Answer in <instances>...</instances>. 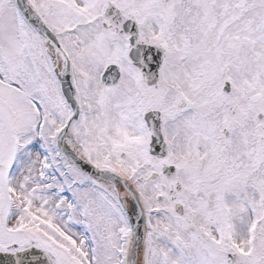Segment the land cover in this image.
<instances>
[{"label": "rangeland", "instance_id": "rangeland-1", "mask_svg": "<svg viewBox=\"0 0 264 264\" xmlns=\"http://www.w3.org/2000/svg\"><path fill=\"white\" fill-rule=\"evenodd\" d=\"M138 0H134V4L137 3ZM189 2V0H186ZM191 2H196V12L197 14L204 18L205 21L208 19L210 20L211 17V11L206 10V7H210V3L213 6V13L218 14L219 9L218 7L224 6L227 7L230 12L228 15L224 16V19L221 21H218L216 23L217 29H220V25L224 26V29L227 26V23L232 24L234 26L235 30H238L235 32V34H238L240 37V40H244V42H241V45L238 46L237 40H234L236 37L233 34V39L229 36H226V34L220 35L217 31V39H219L220 42H224L220 45L214 44V41H210V36H208L207 31L204 29L202 31L196 30L197 32H194L192 36L189 37L190 43H188L190 46L186 47L182 52V61H177L176 58L174 59L173 50L171 45H168L170 48L166 62L163 67V72L165 73V82L168 84L166 88L164 89L163 99L165 107H163V111L166 112V124H167V130L174 131L177 129L178 131H184L191 135V133L194 131V129L200 134L197 137L200 139L202 143H204L205 137L207 136L206 129L208 128L209 124L212 125L213 128L212 132L215 136H221L220 131L222 129L221 126V119L223 117H218L217 113H219V106L224 105L227 101L233 103L238 102L237 97H239L238 93V87L243 83L245 88V97L252 96V90H251V83L253 82L254 76L258 73V68L264 67V0H209V2L206 0H190ZM135 7V6H134ZM237 7V9H242L246 11V13L243 15V21H240L241 19L238 18V15H240L237 11L235 14L231 13L232 8ZM216 9L218 11H216ZM141 10V9H140ZM140 10H135L137 13H140ZM219 15V14H218ZM18 17L16 16V13L13 9V2L12 0H0V70L4 69V72L1 71V73L5 76V73L10 76V78L14 79V70L15 67H18L19 62L15 55H12V50L15 48V45L17 44V41L15 40L13 32L16 31V24H17ZM239 20V21H238ZM159 21V20H156ZM243 23L244 26L242 27L241 24ZM153 24H157V22H154ZM155 26V25H154ZM157 26L153 27L152 29H148L146 31L147 34V41H149L150 36H152L155 32V28ZM188 33L192 32V29H189L188 27ZM160 33V32H158ZM172 33V31H170ZM202 35H201V34ZM229 34L234 33L232 30V33L227 32ZM17 33H15L16 35ZM167 36V33L165 34V38ZM225 36L227 39H225ZM244 36L243 39H241ZM239 39V38H238ZM33 43L30 42V47L32 48ZM4 46L6 48H4ZM228 51V52H227ZM239 56V59H238ZM78 56L72 55V58L74 63H76L78 66L76 69L78 71L86 70V72L94 71L96 72L99 69H93L91 70L89 65H85L83 62V59L77 61ZM8 59H9V65H8ZM101 62V61H100ZM225 64V67L228 68L227 71L224 70L223 73H220L219 75L215 74V71L217 69H221L222 65ZM98 65L96 66V68ZM41 72H46L42 74V82L41 87L43 88L42 91H39L40 94L33 95L31 88H28V85L20 86L21 92H15L12 91V89L8 86V83H6L4 86L0 84V135L3 133L2 138V145L3 146L2 151L0 152V155L2 156V160H0V163L4 164L7 162V158L10 156V152L12 151L13 143H26V139L29 138L28 134V124L27 121L22 128H19L18 125H14L16 122L17 124H21L18 120L19 117L26 116V113L29 112L31 114V117L34 120H38L37 112H33L31 107H28V99H26L27 109L24 110L23 100L22 98L16 94H23L30 92L27 96H33L35 98H38L42 93H44V90L48 91V88L51 89V94L48 93L45 96V99L48 100V103L50 101L52 102V110H47L48 112L52 113V120L56 122L58 125L57 127H60L63 123L62 120V108H61V99L58 94L57 84L54 81V79L51 77L47 69L41 70ZM239 73H243L245 76L244 78H239ZM24 74V73H23ZM178 74V75H177ZM225 77L231 78V82L233 85V91L231 96L228 98L229 100L221 97V91H220V85L222 81H224ZM23 78V75L22 77ZM10 81L8 78H6V82ZM30 81L33 82L34 78L33 76H30ZM208 82L211 83V90L213 94V102H212V111L215 116L210 119L209 116H207L205 107L207 104V96L205 97V94L207 91H204L203 89H206L208 87ZM21 84V82H20ZM170 87H176L179 90V93L176 94V96L173 99H168L169 95L168 93L171 92L169 89ZM201 89L200 94L204 93V97L201 96L199 101L203 98V101L198 105L197 111L190 113L188 111V114H181V111L176 109L177 102L174 103L175 98L181 99L185 98L188 101V95L193 93L196 94L197 90L194 89ZM204 98L206 99L204 101ZM225 99V100H224ZM180 102L182 104L181 108H187L188 102L186 103L184 99H181ZM178 100V103H180ZM47 103V104H48ZM156 104V103H155ZM220 104V105H218ZM242 104V102H240ZM243 104L245 107H248L247 100L244 99ZM218 105V106H217ZM99 107V102L97 103V108ZM157 107H161L160 105H157ZM30 108V109H29ZM29 109V111H27ZM95 110V107H91L89 110L90 114H94L92 110ZM124 109V107L122 108ZM222 109L224 107L222 106ZM176 111L178 114L174 120H170L169 113L172 111ZM46 111V112H47ZM34 113V115H33ZM125 115V112H123ZM189 114H196L195 116V122L191 121V116ZM200 115V117H198ZM30 117L28 116L27 119ZM199 118V122L197 121ZM33 120V121H34ZM210 120V121H209ZM122 122V121H121ZM33 122H31L29 125H31ZM100 122L95 123L99 125ZM84 126H88V122L84 123ZM216 130L214 132V130ZM9 130V131H8ZM175 134V133H174ZM10 135V137H9ZM177 137V135L175 134ZM173 142L176 141L175 137H172ZM92 140V139H91ZM95 143L97 146H101V142ZM27 144V143H26ZM48 144V145H47ZM45 143V150L43 147L41 149L37 145V143L34 142V148L36 150L31 149L28 151L24 157L19 161L21 163L20 165H16V169L12 171L11 173V190H10V197H14V189L19 194L21 192L23 195L31 196V198H34V196L29 189V186L32 185V187L35 189L36 186L39 187V182L37 180L36 173L34 174V171L37 169V166L39 164V152L44 153H52L53 150L49 147L50 144ZM10 146V147H9ZM18 150V148H16ZM31 153H33L31 155ZM129 152L124 157V160L122 161L123 164L116 159L117 165L122 167V170L124 172L125 169V177L129 178L131 177V173L129 174V170L133 168V162L137 161L139 165H142L144 168L142 169L141 175L139 176V181L137 183L136 177L133 176L131 178V181H136V188L140 194H143L145 196V199H148V206H155L157 205L153 200L152 197L155 194L154 190L152 189V182H148L147 175L150 173V170L145 168V165L149 166H155L156 164L150 158L141 157L143 152ZM129 154V155H128ZM21 156V153L18 154ZM43 155V154H42ZM99 157H95V160L98 162L102 161L103 157L106 158H114L113 151H111L110 145L108 149L105 147H101L99 150ZM108 155V156H105ZM18 156V157H19ZM32 156L35 157L34 160H32ZM55 158V156H54ZM205 160V157H203V162ZM54 165H57L59 168L60 165H58L55 161L53 162ZM141 177V179H140ZM36 178V181H35ZM75 178V177H73ZM205 179V177H204ZM13 183V184H12ZM72 185V184H71ZM71 189L74 190L75 193H78V201L84 200L86 202L89 198L91 200V209L93 211H98V214L95 216L98 217L101 221V223H104L106 218H109L110 220H114L118 218L117 216L118 211L109 210L106 208L107 204L112 203V201L106 197V195L98 190L92 189V195L91 192L88 190H77L76 188L71 186ZM10 189V187H9ZM30 191H29V190ZM84 189V188H83ZM73 193V192H72ZM20 196V195H19ZM24 197L23 204L24 209L23 210H16L14 212L15 216L19 221H24L26 217L32 216L30 214V205H34L35 200L32 201L28 200V198ZM52 202H54V199L52 197ZM13 204L17 207L19 204L18 202L14 201ZM77 203H74L70 205L71 207L76 206ZM103 205V208L101 207ZM32 210V209H31ZM26 216V217H25ZM152 219V218H150ZM156 223V222H155ZM198 224H202V221H198ZM22 225V224H21ZM98 226L100 229H98V233L100 236V239L102 240L100 242L99 251L98 252V264H114L117 261L118 257V251H114L116 249V238L111 237L110 239L107 238L108 234L106 233L105 226L102 227V225L98 222ZM198 227V226H197ZM105 228V229H103ZM155 231H149L151 233V238L149 242L154 245H151V248L148 249V257L146 264H160V252L162 251L165 253V255L168 258L173 257V251L168 246L169 243H172V238L166 240L162 239L159 236H154ZM36 233L39 236L43 237L44 230H33L30 231L26 229L23 233L18 234V236L14 237L13 235L9 239H4L1 241L4 245H9L11 243H17V244H23L27 241V239H35L37 237ZM109 234L111 232H108ZM181 238L184 241H189V236L185 233H181ZM35 236V237H34ZM164 236V234H163ZM164 238V237H163ZM108 239V240H107ZM38 243L44 244V246H48L52 252V254L55 256V259L57 260L58 264H72L68 258H65L66 253L68 252V256H73L76 258L80 263H86L81 262L79 258L76 257L78 253L81 251H65L60 250L58 242H52L50 245L47 241L44 242L43 240L37 239ZM164 243L162 245L161 241ZM169 242V243H168ZM168 244V245H167ZM62 245V244H61ZM198 252L193 256V259L191 261H194L195 263L192 264H200L202 261V257L204 255L202 254V251L197 249ZM152 253L154 255H152ZM259 256L264 255V251H258ZM151 254V255H150ZM79 256V255H77ZM116 256V257H115ZM197 261V262H196Z\"/></svg>", "mask_w": 264, "mask_h": 264}, {"label": "flooded vegetation", "instance_id": "flooded-vegetation-1", "mask_svg": "<svg viewBox=\"0 0 264 264\" xmlns=\"http://www.w3.org/2000/svg\"><path fill=\"white\" fill-rule=\"evenodd\" d=\"M125 16L129 17L128 13ZM122 19V13H117L115 15V24L107 23L105 27L108 25L112 31H122L125 23ZM100 39L101 37L96 38V43H100ZM244 76L243 73H240V78L243 79ZM125 80L126 85H128L126 93H129V96H126L127 102H132V95L134 93L146 94L147 88L143 86L140 77H135L134 81L132 73H128ZM119 82L118 85L116 84L117 86L106 88L82 87L80 89L79 101L81 112L74 130L76 136L83 142L82 146L89 157H99L100 148L105 147L108 149L114 133H117L110 121L113 118V113L107 109L110 105H104V101L110 100L108 95L111 91L119 93L125 91V88H117L121 84V80ZM253 86L252 96L247 97L248 107H245L243 104L246 97L244 98L245 88L242 83L238 87V106L236 104H225V110H221L218 113L221 116L223 115L221 119L223 126L221 130L222 136H217L214 139L213 137L215 135H213L211 129L213 127L209 124L208 128L210 129H206L207 136L203 144L192 136L189 138V142L184 140L175 147L176 159L179 158L182 152L191 155L192 171L199 170V173L203 170V167L200 166L202 164L205 165L207 178L204 191H200L197 184L192 182L188 183L189 179L186 178V172L182 170H191V167L189 166L187 168L186 165H183L178 170L175 169L174 180L175 182H179V187H174L173 189H176V191L173 192L170 189V185H168V190L164 197L167 199V202H170L171 207H169L171 210H173L172 207L175 205L179 207V215L174 212L171 213L178 223L175 225V230L179 231L182 226V228L189 231L193 239L197 240L201 246L209 245L211 246L210 249H214L212 248L213 243L210 240L218 235V231L209 228L207 232L209 240L206 232L202 237L196 225L191 226V224H196L197 220L204 218L202 213L205 214L204 220L216 221L214 208H219L221 218L227 219L230 217L229 208L235 206L237 209L236 218L238 219L235 239L236 247L239 251L237 257H233L236 264H264V255H253L251 257H246L245 255V249H248L247 242L249 239L253 240L254 251H264V105L260 97V94L264 90V84L263 82L262 85L253 83ZM157 92L160 94V91ZM116 95L121 101L126 100L124 95ZM118 97L115 99L117 100ZM144 100H147V97ZM112 101L114 102V97ZM98 102L99 107L97 108ZM207 104L204 111L212 119L215 114L212 111L211 94L207 95ZM91 107H95V110L91 109L94 115L89 114ZM136 107L140 109L142 105ZM135 108L128 112L130 129L127 134L129 136H146V131L142 124L135 121ZM66 113H68L67 110ZM141 115L142 113L140 112ZM67 118L68 114H66ZM85 122H88L87 127L84 126ZM98 122H100L99 125L95 124ZM102 139L101 146L95 145V143ZM203 157H205L204 162L202 161ZM161 186L162 191H164V186ZM197 196L206 200V203L209 204L207 211L204 212L195 208ZM191 220L194 221L192 222ZM253 222L257 223V232L255 235H252L250 230ZM105 226L110 228L107 223H105ZM58 227L68 234V224ZM220 235L223 239L221 246L228 249V232L221 230ZM215 250L219 251L222 255L219 256L218 253H212L209 249H206L205 252L210 258L215 260L217 257L224 258V262L228 264L227 251H222L218 248Z\"/></svg>", "mask_w": 264, "mask_h": 264}, {"label": "water", "instance_id": "water-1", "mask_svg": "<svg viewBox=\"0 0 264 264\" xmlns=\"http://www.w3.org/2000/svg\"><path fill=\"white\" fill-rule=\"evenodd\" d=\"M25 0H21V6L25 17L31 22L34 28L38 30V33L46 40H50L48 32L39 25L37 19L30 14L25 7ZM66 71L58 73L55 71V75L60 84V90L65 98V101L70 105L71 109L76 112L74 103L70 100L74 96V87L69 75L67 66ZM63 134L60 135L57 141V147L69 161L82 173H84L89 179L105 183L115 193L118 201L122 207V210L129 221L130 229L132 232L130 248L128 253L127 264H139L141 247L144 239V216L141 208L140 201L135 192L130 186L121 178L106 172L99 171L92 168L88 163L83 161V158L79 155L66 153L62 145ZM73 144V142H72ZM74 145V144H73ZM125 196V202L128 206L124 205V201L121 197ZM121 196V197H120ZM0 264H51L48 257L44 252L36 250L34 248H27L21 252L9 254L0 252Z\"/></svg>", "mask_w": 264, "mask_h": 264}]
</instances>
